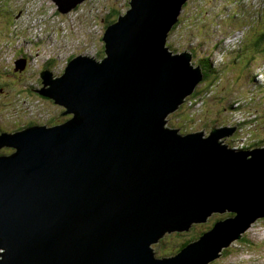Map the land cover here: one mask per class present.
Returning <instances> with one entry per match:
<instances>
[{
    "label": "water",
    "instance_id": "obj_1",
    "mask_svg": "<svg viewBox=\"0 0 264 264\" xmlns=\"http://www.w3.org/2000/svg\"><path fill=\"white\" fill-rule=\"evenodd\" d=\"M67 13L82 0H52ZM186 0H130L106 27L105 57L40 72L38 94L69 116L1 132L0 264H208L264 217V146L166 127L202 80L167 37ZM24 60L15 61L23 70ZM250 156L249 159H245ZM227 213L171 256L153 244Z\"/></svg>",
    "mask_w": 264,
    "mask_h": 264
},
{
    "label": "rangeland",
    "instance_id": "obj_2",
    "mask_svg": "<svg viewBox=\"0 0 264 264\" xmlns=\"http://www.w3.org/2000/svg\"><path fill=\"white\" fill-rule=\"evenodd\" d=\"M30 1L28 12H35L36 8L47 16L49 35L40 42L16 36L0 38V81L8 84L0 96V133L19 131L17 127H27L29 123L45 126L52 117L69 118L62 114L64 108L48 98L43 100L27 88L48 87H43L40 72L50 69L54 72L52 78L59 77L69 55L71 58L87 55L101 61L105 57L102 42L105 28L111 24L108 22L114 23L118 18L109 15L112 11L124 14L130 0H82L75 9L64 14L57 12L52 0ZM251 19L257 22L258 28L248 27L245 33L244 27ZM175 25L166 42L168 50L172 54L188 51L192 64L207 58L214 73L197 86L200 94L192 102L184 101L167 117L166 127L178 129L180 133L203 132L207 136L212 126L216 129L236 126V135L228 136L236 141L226 140L229 145L231 143V150L240 147L253 150L255 147L250 146L256 143L263 147L264 47L251 51L249 40L264 34V0H186ZM17 29L20 33V28ZM21 52L31 54L27 57L26 70H20L22 73L13 71L14 60L21 58ZM1 151L7 154L12 150L1 148ZM215 214L205 223L193 224L189 231L167 233V243H180L190 235L204 232L206 223L210 224L216 217H226L227 213ZM241 238L250 244L234 243ZM152 248L156 257L173 255L160 254L170 249L163 242L153 244ZM208 264H264V217L255 219L240 239L222 248Z\"/></svg>",
    "mask_w": 264,
    "mask_h": 264
},
{
    "label": "trees",
    "instance_id": "obj_3",
    "mask_svg": "<svg viewBox=\"0 0 264 264\" xmlns=\"http://www.w3.org/2000/svg\"><path fill=\"white\" fill-rule=\"evenodd\" d=\"M184 6H185V4H184ZM116 16V17H118L119 16V13L118 12H115V11H112V13L109 15V17L110 16ZM109 24L111 23H113L112 21H110V22H108ZM176 25H174L172 28H174ZM107 27V26H106ZM254 41V42H253ZM249 47H250V49H251V51L253 50V51H255L256 49H258V48H262V47H264V34H262L260 37H258V38H256V39H251V40H249ZM253 43V44H252ZM245 55H242V57H244ZM244 59V58H243ZM194 66H199L200 67V69H201V73H202V80L198 83V85L201 83V82H203V81H205L206 80V78L208 79V77L210 76L209 74H211V73H214V70H212V68H211V64H210V62L208 61V59L207 58H203V59H201L199 62H197V64L196 63H194L193 64ZM212 72H211V71ZM197 85V86H198ZM197 86H196V88H197ZM7 87H8V84H7V82L5 81V82H1L0 81V96H1V92H3V91H5L6 89H7ZM38 87L39 86H30L29 88H27L28 90H30L31 92H33L34 93V95H37L38 94V90H40V89H38ZM194 89V91L192 92V94L191 95H189V96H187L186 98H185V101L187 102H192V100L197 96V95H199L200 93H199V91H197V89ZM39 95V94H38ZM41 98L43 99V100H46V98L45 97H42L41 96ZM181 106V105H180ZM180 108V107H179ZM62 112V111H61ZM55 116H57V114L55 115ZM59 116V115H58ZM54 118V119H53ZM65 118H66V116H64V117H62V118H55V117H52V119L51 120H47L46 121V126L47 125H51V124H57V123H60V122H62L63 120H65ZM31 125H35L34 123H29L28 124V126H31ZM27 126V127H28ZM22 127H25V126H21V127H17V129H21ZM178 127H181V126H178ZM186 133V132H185ZM230 146H231V143H230ZM2 153V151L0 152V154ZM216 215V214H215ZM223 217H216L215 219H213V220H211L210 221V224L208 223H206L205 224V226L206 225H208L207 227H206V229L205 230H208V229H210L212 226H213V224L216 222V221H218V220H220V219H222ZM193 226H191V228H192ZM191 228L189 229V230H191ZM188 230V231H189ZM201 234H203V231H201V232H199V234H197V235H190L191 237L190 238H188V239H186L185 241H181L180 243H174L175 241H173V242H169V243H167V238L165 239V236L164 237H162L160 240H159V243H161V242H163V243H165L166 245L168 244L169 246H170V249L167 251V253L166 254H164V253H161L160 252V254H162V255H171V254H174V253H177L182 247H184L188 242H190V241H192V240H195V239H197ZM166 235V234H165ZM166 240V241H165ZM235 244H245V245H247V244H250L249 242H246L245 240H244V238H241V240L240 241H238V242H234ZM231 246H232V244H231ZM231 246H229V248L231 247ZM226 250L224 249V251L223 252H225Z\"/></svg>",
    "mask_w": 264,
    "mask_h": 264
},
{
    "label": "bare ground",
    "instance_id": "obj_4",
    "mask_svg": "<svg viewBox=\"0 0 264 264\" xmlns=\"http://www.w3.org/2000/svg\"><path fill=\"white\" fill-rule=\"evenodd\" d=\"M195 1V0H194ZM185 14V13H184ZM185 21V20H184ZM191 23V22H190ZM26 30V28L24 27V26H22L21 28H20V32H22V31H25ZM239 32H240V34L242 35V31L241 30H239ZM36 35V34H35ZM241 35H240V38H241ZM37 36V35H36ZM178 39V38H177ZM171 41V40H170ZM176 42V41H175ZM174 42V43H175ZM70 51V50H69ZM194 66V65H193ZM32 69H34V68H32ZM213 84V83H212ZM222 86V85H221ZM193 104V103H192ZM217 106V105H216ZM189 112V111H188ZM15 128H16V126H15Z\"/></svg>",
    "mask_w": 264,
    "mask_h": 264
},
{
    "label": "clouds",
    "instance_id": "obj_5",
    "mask_svg": "<svg viewBox=\"0 0 264 264\" xmlns=\"http://www.w3.org/2000/svg\"><path fill=\"white\" fill-rule=\"evenodd\" d=\"M81 4H83V3H81ZM81 4H80V5H81ZM127 4H128V2H127ZM127 10H128V9H127ZM127 10H126V11H127ZM126 11H125V13H126ZM125 13H124V14H125ZM124 14H122V15H124ZM122 15L119 14V16H122ZM119 16H118V17H119ZM116 20H117V19H116ZM105 29H106V28H105ZM102 42H103V41H102Z\"/></svg>",
    "mask_w": 264,
    "mask_h": 264
},
{
    "label": "flooded vegetation",
    "instance_id": "obj_6",
    "mask_svg": "<svg viewBox=\"0 0 264 264\" xmlns=\"http://www.w3.org/2000/svg\"><path fill=\"white\" fill-rule=\"evenodd\" d=\"M22 128H23V127H22ZM22 128H21V129H22ZM16 129H17V128H16ZM21 129H20V130H21ZM16 131H18V130H16Z\"/></svg>",
    "mask_w": 264,
    "mask_h": 264
}]
</instances>
